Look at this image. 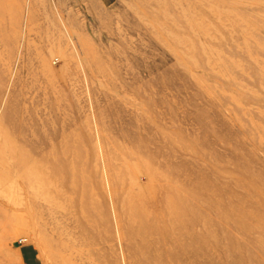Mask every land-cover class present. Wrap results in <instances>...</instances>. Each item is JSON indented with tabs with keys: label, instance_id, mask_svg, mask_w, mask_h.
<instances>
[{
	"label": "rangeland",
	"instance_id": "rangeland-1",
	"mask_svg": "<svg viewBox=\"0 0 264 264\" xmlns=\"http://www.w3.org/2000/svg\"><path fill=\"white\" fill-rule=\"evenodd\" d=\"M0 264H264V0H0Z\"/></svg>",
	"mask_w": 264,
	"mask_h": 264
}]
</instances>
